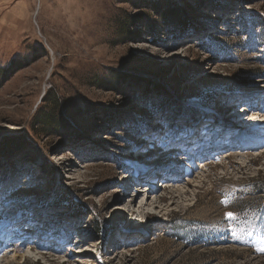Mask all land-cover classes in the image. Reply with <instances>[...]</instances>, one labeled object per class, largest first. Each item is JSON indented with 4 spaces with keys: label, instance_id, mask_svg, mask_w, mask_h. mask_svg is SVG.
Listing matches in <instances>:
<instances>
[{
    "label": "rangeland",
    "instance_id": "obj_1",
    "mask_svg": "<svg viewBox=\"0 0 264 264\" xmlns=\"http://www.w3.org/2000/svg\"><path fill=\"white\" fill-rule=\"evenodd\" d=\"M0 69V264H264V0H0Z\"/></svg>",
    "mask_w": 264,
    "mask_h": 264
},
{
    "label": "bare ground",
    "instance_id": "obj_2",
    "mask_svg": "<svg viewBox=\"0 0 264 264\" xmlns=\"http://www.w3.org/2000/svg\"><path fill=\"white\" fill-rule=\"evenodd\" d=\"M238 104V103H237ZM247 105V104H246ZM243 117H241V118H246V121H248V122H253L254 121V118L255 117H253V115L254 114H256V119H257V117H258V121L255 123L258 127H256L255 129H259V128H261L262 126L260 125V122H263L264 121V113H262L261 111H257V110H255V109H253V108H251V109H246V108H244V111H243ZM232 118V116H230V118H228V119H226V121L228 122V123H234V121H233V119H231ZM198 119V118H197ZM196 119V121H198ZM234 119H235V117H234ZM214 121L218 124V123H220V124H222V123H225L224 121H223V119L221 118V117H215L214 118ZM214 125L215 124H213V125H210L212 128L214 127ZM183 126V125H182ZM209 126V127H210ZM178 127H179V125H178ZM177 127V128H178ZM211 128V129H212ZM180 129H182L183 131L185 130V131H187V127L184 125L183 126V128L181 127ZM214 129V131H217V130H215V128H213ZM218 129V128H217ZM192 129L191 128H189L188 129V131H191ZM221 133V131H219V132H216V134H217V136L219 135ZM231 134H229V135H231L232 137H231V139L230 140H236V141H239V139L241 140V139H245L246 140V135L243 133V131H232V132H230ZM169 135V134H168ZM171 137V136H170ZM188 137V136H187ZM202 138V137H201ZM176 139V138H175ZM174 139V140H175ZM212 139V138H211ZM201 140H203V141H201ZM214 141V140H213ZM202 142V143H201ZM203 142L205 143L206 142V140H204L203 138L202 139H200V140H198V143H196V145H198L199 146V149H200V151H197V153H196V155H202L203 154V151H204V146H203ZM182 143H185V141L184 142H182ZM237 143V142H236ZM240 144V143H239ZM254 144H256V142L255 143H250V142H243L242 143V145L241 146H239V147H237L238 148V150H240V152L242 151H244V150H246L248 147H250V146H252L253 147V145ZM184 148V147H183ZM192 148V147H191ZM190 147H189V149H191ZM241 148V149H240ZM174 150H176V149H174ZM237 150V149H236ZM237 150V151H238ZM177 151V150H176ZM179 151H187V149L185 148V149H179ZM191 152V150L190 151H188L187 153H188V155L187 154H183L182 156H180V157H178V160L179 161H183L184 163H187L189 160L190 161H193L192 163H197L196 164V166L198 167L199 165L201 166V163H206V161L204 160V159H202L201 161H200V164H198V161H195L196 159L194 158V160H193V158L191 157L192 155H194L193 153H190ZM242 153H240L239 155H241ZM204 155V154H203ZM185 156V157H184ZM169 161V160H168ZM179 161H174V163H176V164H170L169 162L167 163L166 162V164H164V163H161V161H159V160H156V161H154L153 162V160L152 161H149L148 163H147V165L145 166L144 164H142V165H140V166H138L139 168H138V170H137V175L139 176V174H138V172H140V173H145L146 172V170H148V172H149V174H151L152 176L151 177H160L162 174H164V175H166V176H170L171 178L169 179V180H167L165 183L163 182L162 183V187H165L164 189H168L169 190V195H164V194H160V195H157L156 196V194H154V199H153V201H148L147 199L146 200H141V202H140V205H139V208L140 209H138V210H140V214H145V212H147L148 214L147 215H149V217H151V216H154V215H156V214H158V212H162L163 210V208H160V207H158V204L157 203H161V202H163V201H166V200H168L169 202V206H171V205H173V204H175L176 206H184V203L182 202V201H185V198H184V196L185 195H187L188 193H189V190L188 189H183V188H181V187H185L186 186V184L187 185H189V184H191V182H187V183H184V182H182L181 183V181H180V177H181V171H180V166H179ZM181 163V162H180ZM174 165L175 166H178V167H174ZM206 164H204V166H205ZM245 167L243 166V169H244ZM178 169V170H177ZM180 171V172H179ZM193 172H194V170L192 171V174H193ZM148 174V173H147ZM146 174V175H147ZM152 180V179H151ZM148 181V186L146 187V189H147V191L146 190H143V189H141V184H143V181H142V179H137L136 180V184H135V186H137V187H135V193L133 194L134 195V198H132V199H130V202H128V206L130 207V211L131 210H133L134 212H136V210L135 209H133V208H131V207H133V206H135V204L137 203V200L139 199V197L141 196V194H142V192H148V198L150 197V195H151V193H153L154 191H155V187L153 186V182L152 181ZM120 183V182H119ZM185 185V186H184ZM117 186H119V184H117ZM140 186V187H139ZM143 186V185H142ZM119 199H121V198H119ZM182 200V201H181ZM150 207H153L152 209H157V208H160V210H158V211H156V210H152V211H146L145 209H148V208H150ZM153 218V217H152ZM147 220H148V218H147ZM136 229V228H135ZM0 243H1V241H0ZM16 250L18 249V247L17 248H15ZM86 261H90V260H86Z\"/></svg>",
    "mask_w": 264,
    "mask_h": 264
},
{
    "label": "trees",
    "instance_id": "obj_3",
    "mask_svg": "<svg viewBox=\"0 0 264 264\" xmlns=\"http://www.w3.org/2000/svg\"><path fill=\"white\" fill-rule=\"evenodd\" d=\"M4 76L3 75V71L2 69H0V78ZM53 106H54V110L59 108L58 107V100L56 99V97L54 96L51 100ZM54 112H45L43 109L39 111V113L36 116V121L38 125H41L43 127H53L56 125L57 123V119L55 118ZM14 140H7V142H11V144L13 145ZM14 144H16L14 142Z\"/></svg>",
    "mask_w": 264,
    "mask_h": 264
},
{
    "label": "snow or ice",
    "instance_id": "obj_4",
    "mask_svg": "<svg viewBox=\"0 0 264 264\" xmlns=\"http://www.w3.org/2000/svg\"><path fill=\"white\" fill-rule=\"evenodd\" d=\"M229 215H232V214H229Z\"/></svg>",
    "mask_w": 264,
    "mask_h": 264
}]
</instances>
